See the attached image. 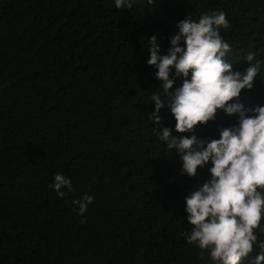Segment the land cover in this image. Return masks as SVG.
<instances>
[{"label":"trees","instance_id":"16d2710c","mask_svg":"<svg viewBox=\"0 0 264 264\" xmlns=\"http://www.w3.org/2000/svg\"><path fill=\"white\" fill-rule=\"evenodd\" d=\"M131 2L0 0V264H221L185 236V197L212 165L190 177L157 139L165 127L179 134L167 105L159 125L148 117L154 93L167 103L148 40L165 55L180 21L223 11L226 61L242 74L248 53L261 62L239 102L264 107V0ZM237 123L221 110L185 135L219 139ZM57 172L74 188L63 198L50 187ZM85 194L94 202L81 216L73 201ZM256 235L241 264H255Z\"/></svg>","mask_w":264,"mask_h":264},{"label":"clouds","instance_id":"9594fccd","mask_svg":"<svg viewBox=\"0 0 264 264\" xmlns=\"http://www.w3.org/2000/svg\"><path fill=\"white\" fill-rule=\"evenodd\" d=\"M126 3L131 9V0H115L117 8ZM177 27L179 32L171 37V47L165 55L159 54L161 48L155 35L148 40L147 64L158 69L155 76L167 98L165 103L159 92L154 93L151 100L155 102V112L148 117L159 125L161 109L165 105L170 108L179 135L165 127L157 132V139L168 150L180 154L182 173L195 177L199 168L209 162L212 165L211 178L185 197L191 226L185 233L187 242L201 250V259L207 252L221 264H241L254 251L257 230L264 232V107L247 109L239 102L242 90L253 88L261 62L253 63L255 55L248 53L245 60L252 66L242 74L226 61L231 48L220 29L230 25L223 11L206 13L198 21L189 16ZM173 69L175 78H183L179 87H174ZM221 110L229 116L238 114V123L221 129L219 139L185 135L214 121ZM50 187L60 198L67 194L62 189L74 191L71 179L60 172ZM93 202L94 197L88 194L73 201L81 216ZM259 248L255 264H264V242H259Z\"/></svg>","mask_w":264,"mask_h":264}]
</instances>
